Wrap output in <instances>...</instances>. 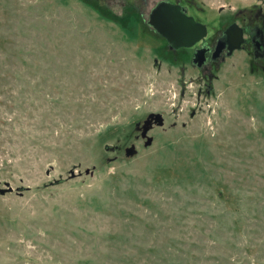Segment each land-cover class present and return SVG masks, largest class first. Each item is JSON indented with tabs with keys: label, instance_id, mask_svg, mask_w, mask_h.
<instances>
[{
	"label": "rangeland",
	"instance_id": "rangeland-1",
	"mask_svg": "<svg viewBox=\"0 0 264 264\" xmlns=\"http://www.w3.org/2000/svg\"><path fill=\"white\" fill-rule=\"evenodd\" d=\"M152 6L0 0V264H264V73L235 52L198 94Z\"/></svg>",
	"mask_w": 264,
	"mask_h": 264
},
{
	"label": "flooded vegetation",
	"instance_id": "flooded-vegetation-1",
	"mask_svg": "<svg viewBox=\"0 0 264 264\" xmlns=\"http://www.w3.org/2000/svg\"><path fill=\"white\" fill-rule=\"evenodd\" d=\"M161 4L179 7L182 14L206 28V35L201 40L190 47L179 49H173L158 34L166 42L167 51L172 59H177L180 55L190 68L198 72L199 82L202 84L198 89V94L201 93L202 87L206 88L210 81L214 79L213 73L218 69L220 63L232 57L235 52L248 51L252 66L256 68V71L264 73V0H253L247 3H245V0H223V3L219 0H153L149 16ZM214 6L218 9L219 14L224 11L229 12L228 21L216 30H214L216 26L214 27L198 17L201 16L200 13L202 12L213 11ZM224 7H227V9L223 10ZM147 26L155 32L151 26ZM238 36L241 39V46L239 49L231 50L235 45L234 42L239 38ZM182 70L185 72L184 68ZM209 90L210 88L207 89V94L210 93ZM135 136L136 134L134 138ZM136 142L143 143L144 141L138 139ZM132 144L134 143L131 141L126 142L122 147L123 151ZM4 187V183L0 185V188Z\"/></svg>",
	"mask_w": 264,
	"mask_h": 264
},
{
	"label": "water",
	"instance_id": "water-1",
	"mask_svg": "<svg viewBox=\"0 0 264 264\" xmlns=\"http://www.w3.org/2000/svg\"><path fill=\"white\" fill-rule=\"evenodd\" d=\"M148 25L163 37L173 49L190 47L206 35L205 26L196 24L192 18L186 17L180 12L179 7L168 4H161L152 11ZM238 37L231 50L240 48L241 39L240 36ZM163 126V116L159 113H150L134 124L132 134H136L135 140L141 139L144 141L143 147L148 148L154 141V137L148 135L149 132L155 127L161 128ZM124 155L126 159L135 157L137 155L135 144L128 146L124 151ZM89 172V169L85 170L86 175ZM92 174L90 172V175ZM4 186V188H0V196H5L14 191L9 183L5 182Z\"/></svg>",
	"mask_w": 264,
	"mask_h": 264
}]
</instances>
